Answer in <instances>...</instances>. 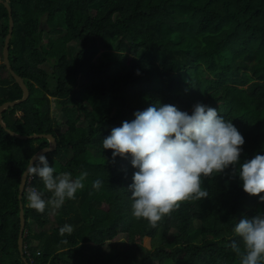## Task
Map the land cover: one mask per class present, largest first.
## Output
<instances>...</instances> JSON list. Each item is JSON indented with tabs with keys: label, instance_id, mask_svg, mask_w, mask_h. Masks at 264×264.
<instances>
[{
	"label": "trees",
	"instance_id": "1",
	"mask_svg": "<svg viewBox=\"0 0 264 264\" xmlns=\"http://www.w3.org/2000/svg\"><path fill=\"white\" fill-rule=\"evenodd\" d=\"M5 1L14 21L10 63L30 97L3 112V120L20 135L55 137L57 149L45 155L54 175L88 176L74 200L54 213L51 206L36 212L28 207L29 187L45 200L51 193L29 176L20 201L19 186L31 158L49 142L19 140L0 126V264H24L21 202L25 257L35 264H240L231 243L243 250V241L234 227L264 215V202L243 191L238 172L230 166L202 179L208 197L182 203L153 229L132 216L131 156L113 160L102 141L150 106L173 105L191 115L199 103L242 134L241 164L264 155V0ZM9 20L0 3V40ZM22 97L2 57L0 106ZM97 179L101 187L93 189ZM65 224L74 231L60 236ZM118 238L121 250L114 246Z\"/></svg>",
	"mask_w": 264,
	"mask_h": 264
},
{
	"label": "clouds",
	"instance_id": "2",
	"mask_svg": "<svg viewBox=\"0 0 264 264\" xmlns=\"http://www.w3.org/2000/svg\"><path fill=\"white\" fill-rule=\"evenodd\" d=\"M135 119L114 127L102 141L103 149L112 150L115 157L131 156L136 171L128 187L132 199V216L145 219L151 228L177 210L184 202L208 197L202 190V179L213 177L233 168L243 182V191L258 196L264 202V155L240 163L245 139L231 121L214 108L196 104L192 114L180 111L173 105L150 106L134 113ZM34 161V163H33ZM43 154L34 155L25 176H37L51 196L45 200L44 192L29 187L28 207L44 213L46 207L59 209L66 200H74L83 190L88 173L82 172L73 179L71 173L54 175ZM102 181L92 183L99 189ZM73 226L65 224L59 235H71ZM234 233L243 241V250L233 241L231 248L240 264H261L264 261V215L256 214L241 219ZM67 243V240H63Z\"/></svg>",
	"mask_w": 264,
	"mask_h": 264
},
{
	"label": "water",
	"instance_id": "3",
	"mask_svg": "<svg viewBox=\"0 0 264 264\" xmlns=\"http://www.w3.org/2000/svg\"><path fill=\"white\" fill-rule=\"evenodd\" d=\"M0 3L3 4L9 13V32L8 35L4 41V48H3V57H4V65L6 66V70L10 73V75L13 77V79L16 81V83L21 87L23 91V97L20 100L12 101V102H6L3 105L0 106V126L11 136L14 138H17L19 140H35V139H46L49 142L48 147H45L41 150H39L35 155L43 154L47 155L48 153H51L57 149V142L53 135L50 134H35V135H20L12 130H10L6 123L3 120L2 114L3 112L9 110L10 108H14L16 105H19L20 103L26 102L30 97V91L27 87V85L24 82V79L15 73V71L12 69L11 63H10V42L12 39V33H13V27H14V21L12 17V8L9 5L8 1L0 0ZM30 163V162H29ZM34 163V161H33ZM28 168V167H27ZM27 170V169H26ZM25 170V172H26ZM24 172V173H25ZM23 173L20 181L19 186V200L22 201L24 193L26 191V186L29 181V176H25ZM25 228H26V219H25V212H24V205L22 202L20 203V231H19V238H18V248L20 255L22 257V260L24 264H29L27 258L25 257V251H24V238H25Z\"/></svg>",
	"mask_w": 264,
	"mask_h": 264
},
{
	"label": "rangeland",
	"instance_id": "4",
	"mask_svg": "<svg viewBox=\"0 0 264 264\" xmlns=\"http://www.w3.org/2000/svg\"><path fill=\"white\" fill-rule=\"evenodd\" d=\"M43 27H45L46 29H47V25H46V23L43 21ZM3 43H4V41L3 40H0V62H2V57H3V53H2V51H1V48H2V46H3ZM47 69H48V71L49 72H52L53 71V68L52 67H50V66H48L47 65ZM6 72V71H5ZM7 74V73H6ZM6 74H5V76H6ZM77 80H79V78L77 79ZM79 92V91H78ZM50 102H51V108H52V114L55 112V106H56V103H55V101L53 100V98H51L50 97ZM86 106L88 107V105L86 104ZM51 211H53L52 213H54V212H56L57 211V209H54V208H52L51 207ZM53 220V218L51 219V221ZM32 228H33V231L34 232H39V228L37 227V226H35V225H32ZM122 240L121 239H117V241L116 242H114V246H115V244H116V246H115V249L116 248H118V249H120L121 250V247H122V243H120ZM143 243H144V245L145 246H149V239H145L144 241H143ZM109 248H110V250H111V245H109Z\"/></svg>",
	"mask_w": 264,
	"mask_h": 264
},
{
	"label": "built area",
	"instance_id": "5",
	"mask_svg": "<svg viewBox=\"0 0 264 264\" xmlns=\"http://www.w3.org/2000/svg\"><path fill=\"white\" fill-rule=\"evenodd\" d=\"M31 180H32V177L29 179L28 183H30ZM24 250H25V253H27V246L26 245L24 246ZM38 255H39V253H38ZM29 263L30 264H35V259L31 258Z\"/></svg>",
	"mask_w": 264,
	"mask_h": 264
},
{
	"label": "crops",
	"instance_id": "6",
	"mask_svg": "<svg viewBox=\"0 0 264 264\" xmlns=\"http://www.w3.org/2000/svg\"><path fill=\"white\" fill-rule=\"evenodd\" d=\"M25 251V250H24ZM38 253V252H37ZM28 260V259H27ZM28 262H30V260H28ZM30 264V263H29Z\"/></svg>",
	"mask_w": 264,
	"mask_h": 264
}]
</instances>
